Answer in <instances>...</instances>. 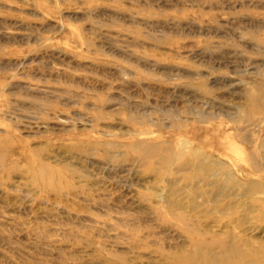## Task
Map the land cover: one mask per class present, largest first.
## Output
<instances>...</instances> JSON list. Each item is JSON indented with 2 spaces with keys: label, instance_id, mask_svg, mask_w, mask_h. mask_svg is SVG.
I'll return each mask as SVG.
<instances>
[{
  "label": "rangeland",
  "instance_id": "obj_1",
  "mask_svg": "<svg viewBox=\"0 0 264 264\" xmlns=\"http://www.w3.org/2000/svg\"><path fill=\"white\" fill-rule=\"evenodd\" d=\"M0 264H264V0H0Z\"/></svg>",
  "mask_w": 264,
  "mask_h": 264
}]
</instances>
